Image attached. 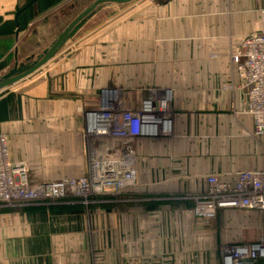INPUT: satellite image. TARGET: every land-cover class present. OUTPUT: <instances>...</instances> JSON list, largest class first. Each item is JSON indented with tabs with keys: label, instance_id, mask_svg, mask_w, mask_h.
<instances>
[{
	"label": "crops",
	"instance_id": "obj_1",
	"mask_svg": "<svg viewBox=\"0 0 264 264\" xmlns=\"http://www.w3.org/2000/svg\"><path fill=\"white\" fill-rule=\"evenodd\" d=\"M91 1L94 0H0V76L6 73L2 69L7 59L14 58V67L16 63L19 65L18 59L23 53L33 54L38 50L43 53L66 28V13L82 8L84 3ZM263 7L264 0H147L137 8L128 10L129 17L117 24H111L113 12L101 16V21L96 16H90L85 25L87 22L92 23L85 33L90 35L91 44H85L71 56H60L50 63L51 59L49 65L44 67L43 76L33 77L8 98L0 97V130L10 137V157L13 160L24 158L29 162L32 181L79 177L85 147V112L94 108L92 106L97 101L98 89L120 85L126 92H138L142 97L150 93L160 96L167 88H173L174 141L176 144L178 142L180 149L183 147L186 152L189 151V147L194 145L185 137L186 121L176 117L175 112L179 94L178 80L172 77L168 83L161 80L150 83L144 70L154 66L159 68V75L173 76L179 65L196 66L194 52L199 50L206 59L210 54L219 53L221 58L215 60L214 64L220 71L225 63L223 56L231 43L240 42L247 34L261 30ZM79 13L73 15L72 19ZM93 19L96 22L93 23ZM98 34L101 35L92 42ZM196 53L198 52L195 55ZM136 60L138 62L135 64ZM131 63L135 67L129 72V68L133 66ZM166 69L171 70L168 72ZM131 76L135 78L133 81H130ZM243 89L242 86H237L234 100H231V93L226 90L217 95L206 91L204 96L217 103L215 107L219 112L222 111L221 108L231 106L230 100L240 109L245 105L241 101ZM238 114L241 116L233 117L231 124L225 123V116L221 117L217 129L223 136L224 133L234 136L233 144H237L241 152L251 155L249 161L230 168L226 165L222 168L213 167L209 157H204L206 144L202 139L198 150H192V158L186 166L182 168L177 163L175 167L178 169L167 172L172 179L178 180L170 186L173 191H183L186 187L190 192L205 190L208 174L218 173L234 178V174L240 170L262 167L263 159L253 157L252 143L248 142L246 146L237 140L238 135L252 134L253 117L248 113ZM205 126V130L209 132V126ZM241 139L245 141L246 138ZM144 140L149 141L148 138ZM162 148L159 145V149ZM65 161L73 165L69 169L56 165ZM169 161L167 159V166ZM155 189L165 191V188ZM193 203L184 209L181 204L170 207L174 213L156 208V204L145 207L147 212L138 207L111 209L107 222L110 234H107L105 253L145 254V259H151L155 254H192L199 251L192 237L182 243L175 238L179 229L192 233L199 229L200 223L207 224L211 221L194 216ZM240 210L247 212L249 209ZM249 211L257 214L254 215L257 218L258 214L264 215L258 210ZM237 235L242 238L245 233L241 231ZM254 240L256 238L252 241ZM183 243L186 244V249L182 247ZM74 247L77 246L67 243L66 249L65 242L56 249L57 254H63L65 249L69 251ZM15 253L19 254L18 251ZM73 254H80V251Z\"/></svg>",
	"mask_w": 264,
	"mask_h": 264
},
{
	"label": "rangeland",
	"instance_id": "obj_2",
	"mask_svg": "<svg viewBox=\"0 0 264 264\" xmlns=\"http://www.w3.org/2000/svg\"><path fill=\"white\" fill-rule=\"evenodd\" d=\"M145 1L147 0H134L121 5L109 4L98 9L93 16H96L98 21H101L103 19L101 16L113 12V15L111 14L113 16L111 24H117L129 17L128 10L137 8L141 2ZM149 1L152 2L153 0ZM91 3L92 1L87 4L84 3L83 7L79 8L80 10L75 9V11L69 13L67 19H65V25H68L73 15H76ZM117 10H119V13H117ZM100 17L102 19H99ZM95 20L93 23L96 22ZM90 24L87 22L85 25L84 23L78 32L61 47L64 49H59L58 55H55L50 63L57 57L71 56L85 44H91L90 35L85 33L89 30ZM101 34H104V32H101ZM101 34H98L92 42L96 41ZM240 42L231 43L229 50L223 56V62L225 63L220 71L214 62L220 59L221 55L219 53L210 54L208 59H206L199 50L195 51L198 52L196 55L194 52L197 65L185 67H179L181 66L179 65L178 68L175 67L176 70L174 74L172 73L173 76L171 74L159 75V68L154 66L147 67L144 70V74H147L150 78L148 81L150 83L156 80L168 83L172 77L178 80L177 88L179 94L175 112L177 114L176 117L186 121L187 130H185V137L191 145H194L189 147L191 151L186 152L185 148L181 147L180 149L178 147V142L176 144L174 141L175 131L173 132V130L169 135L148 138L149 141L146 142L145 138H133L131 144L136 151L134 186L125 188L119 193L110 192V190L93 191L85 188L87 192L82 194H74L69 187L65 196L60 199H49L41 205L26 204L14 209H0V264H222V252L226 246L250 242L253 238L257 239V237H260L264 228V215L258 214L257 218L254 217L257 214H252L249 210L247 212L240 209L220 210L213 220L207 224L200 223L198 225L199 229L196 228L197 230L192 233L185 230L180 231L179 229L177 234H175V238L179 243L192 237L194 242L197 243V248H199V251H195L192 254H155L154 258L145 259V254L105 253L107 234H110V226H108L107 222L108 214L112 212L111 209L118 210L126 206L138 207L146 211L145 207L156 204V208L171 210L170 212L174 213L171 209L174 205L181 204L184 209L203 191L201 189L190 192L186 187L183 191L175 192L170 186L178 180H174V178L172 179L167 175V172H174V170L178 169L175 167L177 163L182 168L189 163L192 158V150L198 148L202 139H204L203 142L206 144L204 157H209L208 160L213 167L222 168V166L226 165V167L230 168L232 165L236 166L249 161L251 155L241 152L240 147L237 144H233L234 136L229 133H224L223 136L222 132L217 129L221 117L225 116V123L231 124L233 117L241 116L238 113L247 114L244 111L245 105L238 109L233 103L234 101H231L235 99V89L239 85L244 88L242 103L245 104L247 100V88L239 78L232 61V56L237 52ZM41 54L42 50L33 52V54L23 53L18 59L19 67L26 68L39 59ZM203 59H206V61H202ZM137 62L136 60L134 63L136 64ZM200 62L201 64H199ZM13 64V57L7 59L2 71L7 72L13 67ZM135 64H130L133 66L129 68V72L134 70ZM45 66L32 74V76L0 91V97L6 96L8 98L10 94H16V89L20 90L19 88L24 87L25 83L33 77L43 76ZM166 70L169 72L171 69ZM135 75L138 76L137 74ZM133 78L131 76L130 81H133ZM117 79H120V77H117ZM129 84L134 85L131 82ZM140 88L142 89V87ZM166 90H170L172 94L171 107L173 109L174 89L169 87ZM224 90L231 93V103L229 104L231 106L228 107L227 105L224 109L221 108L222 111L219 112L217 107H215L217 103L211 99H206L204 95L206 91H212L213 94L217 95ZM97 93V101L92 106L94 108L110 97L113 100L116 98L119 108H123V110L136 109L139 102L144 98L138 92H126L121 85L113 88H100ZM211 106L215 107V109ZM205 124L209 126V132H207V129L205 130ZM83 136L85 138V147L82 152V173L78 176L79 178H88L89 158L92 152L109 156L111 151L108 150L107 139L89 136L85 131ZM241 137L246 138L245 141H242ZM8 139L10 146L9 135ZM237 140L246 146L249 144L248 142L252 143L254 146L253 157L259 158V160L263 159V167L264 138L251 134L250 136L238 135ZM122 144L123 141L118 142L117 146L121 147ZM159 145L163 147V150L159 149ZM199 149L201 150L202 148L199 147ZM177 151L180 153L177 154ZM167 159L170 160L168 166ZM19 160L26 162L28 167H30L29 162L24 158ZM56 165L69 169V166L73 164L65 161V163H56ZM262 167L257 166L253 169ZM65 178L70 177L65 176ZM62 179L47 178L45 181L34 182H53ZM67 180L74 181L73 179ZM155 188H165V191H156ZM146 212H143V214ZM194 220L197 221L196 219ZM241 231L245 233V236L239 238L237 233ZM234 234L236 235L234 236ZM65 242L66 249L67 243L77 247L69 251L65 249L63 254H57L56 249L60 245H64ZM182 247L186 249L187 246L183 243ZM203 248L204 250H202ZM78 250L80 254H73V252H78ZM17 251L19 254L15 253ZM202 251L205 252L203 253Z\"/></svg>",
	"mask_w": 264,
	"mask_h": 264
},
{
	"label": "built area",
	"instance_id": "obj_3",
	"mask_svg": "<svg viewBox=\"0 0 264 264\" xmlns=\"http://www.w3.org/2000/svg\"><path fill=\"white\" fill-rule=\"evenodd\" d=\"M261 20V30L242 38L232 61L247 88L244 111L253 117V135L264 138V7ZM171 104L172 94L170 90H165L160 96L148 94L136 109L123 110L116 98L109 97L97 107L87 110L85 133L107 139L108 150L111 151L109 156L92 152L88 178L32 181L27 163L10 157L8 136L0 130V209H14L26 204L41 205L49 199H60L69 187L74 194H82L87 192L85 188L119 193L134 186L136 151L131 140L172 133ZM121 141L123 144L118 147L117 143ZM234 175V178L218 173L206 176V189L193 200L194 216L212 220L224 209H249L264 213V166L240 170ZM222 254V264H264V228L258 239L228 245Z\"/></svg>",
	"mask_w": 264,
	"mask_h": 264
},
{
	"label": "water",
	"instance_id": "obj_4",
	"mask_svg": "<svg viewBox=\"0 0 264 264\" xmlns=\"http://www.w3.org/2000/svg\"><path fill=\"white\" fill-rule=\"evenodd\" d=\"M134 0H94L89 6L83 9L74 19L71 17V21L66 28L58 35V37L51 43V45L43 51L40 58L35 60L31 65L26 68H21L16 63L12 69L0 76V91L8 88L9 86L31 76L36 71L45 66L59 51V49L79 30V28L85 23L87 18L97 13V10L109 5H121L130 3ZM75 4H73L74 6ZM66 13L65 19L68 17Z\"/></svg>",
	"mask_w": 264,
	"mask_h": 264
},
{
	"label": "bare ground",
	"instance_id": "obj_5",
	"mask_svg": "<svg viewBox=\"0 0 264 264\" xmlns=\"http://www.w3.org/2000/svg\"><path fill=\"white\" fill-rule=\"evenodd\" d=\"M252 134H253V132H252Z\"/></svg>",
	"mask_w": 264,
	"mask_h": 264
}]
</instances>
